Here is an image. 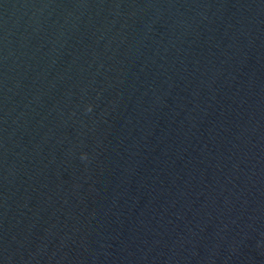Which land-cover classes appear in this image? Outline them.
<instances>
[{"label":"water","instance_id":"1","mask_svg":"<svg viewBox=\"0 0 264 264\" xmlns=\"http://www.w3.org/2000/svg\"><path fill=\"white\" fill-rule=\"evenodd\" d=\"M0 264H264V0H0Z\"/></svg>","mask_w":264,"mask_h":264}]
</instances>
